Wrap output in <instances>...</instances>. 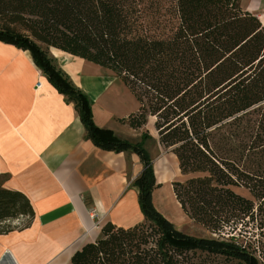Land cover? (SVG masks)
<instances>
[{
    "label": "trees",
    "instance_id": "16d2710c",
    "mask_svg": "<svg viewBox=\"0 0 264 264\" xmlns=\"http://www.w3.org/2000/svg\"><path fill=\"white\" fill-rule=\"evenodd\" d=\"M0 22V42L30 53L75 105L86 138L143 165L132 186L144 221L106 224L71 264H261L242 228L258 221L264 235V25L240 0H0ZM50 49L127 85L140 109L123 122L138 130L155 119L160 145L187 177L172 184L176 201L214 237L186 235L155 208L162 186L146 149L152 137L133 143L98 127L93 101ZM7 179L0 173V235L31 227L35 217L23 193L4 188Z\"/></svg>",
    "mask_w": 264,
    "mask_h": 264
},
{
    "label": "crops",
    "instance_id": "0c3cea01",
    "mask_svg": "<svg viewBox=\"0 0 264 264\" xmlns=\"http://www.w3.org/2000/svg\"><path fill=\"white\" fill-rule=\"evenodd\" d=\"M240 2L264 25V0ZM50 54L93 101L98 127L141 141L143 133L137 140L128 137L145 127L135 130L123 122L140 103L117 75L56 49ZM174 159L176 175L168 161L155 164L164 187L181 175ZM142 171L137 155L105 151L88 140L75 105L53 87L30 53L0 42V173L8 176L4 188L23 193L35 212L31 227L0 235V264H71L74 253L95 241L106 224L143 222L132 186Z\"/></svg>",
    "mask_w": 264,
    "mask_h": 264
},
{
    "label": "rangeland",
    "instance_id": "374dc122",
    "mask_svg": "<svg viewBox=\"0 0 264 264\" xmlns=\"http://www.w3.org/2000/svg\"><path fill=\"white\" fill-rule=\"evenodd\" d=\"M0 24L3 23L0 22ZM96 93H97L96 95H98L99 90H96ZM154 123H155V119L154 121L150 120L148 125L145 126V128L142 131L138 133H130L128 139L137 140L142 133L148 132L152 137V139L146 143V149L150 153L151 158L153 160L154 172H155V164H157L158 161L166 160L169 163L170 169L176 175V172L174 171L175 168L173 163L175 162L174 159L175 154H173L171 149H165L160 145L158 134L154 128ZM178 166H179V162H178ZM186 179L187 177H184L182 175L176 176V178L171 179V183L169 186L167 185L168 187L167 188L166 186L164 187L161 183H158V180L156 178L157 183L161 184L162 187L156 190L154 193L156 195L158 192L162 191L161 194L164 195V200L168 201V203L165 205L163 202H161V200H159L158 196L156 197V199L153 196V204L155 208L166 219H168L171 223H173L175 227L182 233L198 238H212L214 236L211 233H209L206 229H204L200 225L190 220L181 210L180 206L177 205V202L173 194L174 192H172L173 190L171 186L175 181H185ZM239 192L244 195H247L245 191H239ZM166 195L167 196L169 195V197H166ZM257 227H258V221L249 222V224H247L242 228V233L244 236L248 238V240L250 239V241L253 243L255 247H257L258 249L257 255L260 260V263L264 264L262 261V259L264 260V235L261 234V231ZM236 233H240V232H236ZM66 264L69 263L67 262Z\"/></svg>",
    "mask_w": 264,
    "mask_h": 264
},
{
    "label": "bare ground",
    "instance_id": "6f19581e",
    "mask_svg": "<svg viewBox=\"0 0 264 264\" xmlns=\"http://www.w3.org/2000/svg\"><path fill=\"white\" fill-rule=\"evenodd\" d=\"M158 170H159V167H158ZM161 170H162V171H165V167H164V165L161 167ZM170 190H171V189H170ZM161 193H162V191H161L160 193H158L157 196L159 197V200H161V202H163V203L166 205V204L168 203V201H165V200H164V195H162ZM166 197H169V195H168V196L166 195ZM70 253H71V251L68 252V256L70 255Z\"/></svg>",
    "mask_w": 264,
    "mask_h": 264
},
{
    "label": "built area",
    "instance_id": "2783aa9c",
    "mask_svg": "<svg viewBox=\"0 0 264 264\" xmlns=\"http://www.w3.org/2000/svg\"><path fill=\"white\" fill-rule=\"evenodd\" d=\"M262 259V258H261ZM263 263H264V260L262 259Z\"/></svg>",
    "mask_w": 264,
    "mask_h": 264
},
{
    "label": "water",
    "instance_id": "95a60500",
    "mask_svg": "<svg viewBox=\"0 0 264 264\" xmlns=\"http://www.w3.org/2000/svg\"><path fill=\"white\" fill-rule=\"evenodd\" d=\"M172 150V149H171Z\"/></svg>",
    "mask_w": 264,
    "mask_h": 264
}]
</instances>
